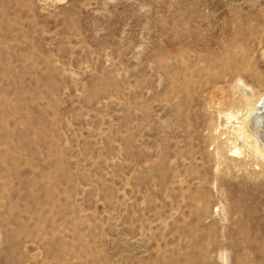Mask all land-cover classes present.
<instances>
[{
    "label": "rangeland",
    "instance_id": "1",
    "mask_svg": "<svg viewBox=\"0 0 264 264\" xmlns=\"http://www.w3.org/2000/svg\"><path fill=\"white\" fill-rule=\"evenodd\" d=\"M240 82L264 0H0V264H264Z\"/></svg>",
    "mask_w": 264,
    "mask_h": 264
},
{
    "label": "bare ground",
    "instance_id": "2",
    "mask_svg": "<svg viewBox=\"0 0 264 264\" xmlns=\"http://www.w3.org/2000/svg\"><path fill=\"white\" fill-rule=\"evenodd\" d=\"M239 87H237V89H239L240 95L237 97L240 99V101L237 98L238 103H235L236 101L229 102L230 104H228L227 106L228 110L224 109L227 110V112L225 111L226 113H224V116L228 119L229 122L235 123L233 129L234 141L232 147H230L228 151L231 152L230 156L232 157V161H237L238 163L240 162L241 165L246 168H248L249 166L261 167L263 166L261 165V163H264V94L257 95V91L256 93H254V90L252 88H248L247 86H245V84L243 85V83L241 86L242 89H240ZM236 95L237 94H235V96ZM228 99L230 100L229 97ZM240 142L243 143V146L246 149L245 151H243L242 145L239 146ZM216 154H218V152H216ZM222 154L225 155L224 153ZM222 161L223 160H221V164ZM261 225L263 224L261 223ZM261 231L262 230L260 229V233Z\"/></svg>",
    "mask_w": 264,
    "mask_h": 264
}]
</instances>
